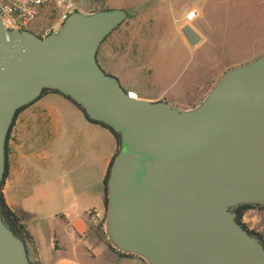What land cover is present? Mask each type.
Segmentation results:
<instances>
[{"label": "water", "instance_id": "95a60500", "mask_svg": "<svg viewBox=\"0 0 264 264\" xmlns=\"http://www.w3.org/2000/svg\"><path fill=\"white\" fill-rule=\"evenodd\" d=\"M132 16L75 10L42 36L0 20V189L16 111L44 89L58 91L119 135L101 222L114 250L145 264H264L263 239L236 213L264 207V53L225 69L191 106L130 98L96 55ZM181 33L191 46L200 40L188 24ZM37 260L0 207V264Z\"/></svg>", "mask_w": 264, "mask_h": 264}, {"label": "crops", "instance_id": "0c3cea01", "mask_svg": "<svg viewBox=\"0 0 264 264\" xmlns=\"http://www.w3.org/2000/svg\"><path fill=\"white\" fill-rule=\"evenodd\" d=\"M148 3L151 6L155 2ZM194 8L199 13L197 19L201 11ZM50 12L43 9L27 29L37 35L48 33L45 16ZM136 15L133 13L132 19L100 44L98 61L123 88L128 87L126 91L135 92L136 98L164 99L165 91L154 95L157 88L148 77L155 55L150 38L155 34L156 15ZM181 19L177 33L191 46L181 33L186 25L183 15ZM193 22L189 25L200 36L194 45L197 47L205 42L206 35ZM209 81L193 83L181 93L189 99L187 95L196 90L202 97ZM115 151L112 133L88 121L72 102L57 93L43 94L16 115L6 142L1 192L28 233L37 264H145L137 257L111 251L100 235L105 216L103 180ZM242 222L249 223V229L264 241V207L246 209Z\"/></svg>", "mask_w": 264, "mask_h": 264}, {"label": "rangeland", "instance_id": "374dc122", "mask_svg": "<svg viewBox=\"0 0 264 264\" xmlns=\"http://www.w3.org/2000/svg\"><path fill=\"white\" fill-rule=\"evenodd\" d=\"M82 1L73 0L78 10L123 8L139 18L155 13L156 30L150 38L155 55L148 77L157 88L154 95L165 91L164 99L158 100L184 105L179 107L191 106L201 98L196 90L187 95L189 99L181 93L193 83L209 79V89L225 69L264 53V0H154L151 6L148 0H86L84 5ZM185 6L201 11L193 23L203 28L206 40L197 47L187 46L176 30ZM47 9L56 20L58 8L50 5Z\"/></svg>", "mask_w": 264, "mask_h": 264}, {"label": "built area", "instance_id": "2783aa9c", "mask_svg": "<svg viewBox=\"0 0 264 264\" xmlns=\"http://www.w3.org/2000/svg\"><path fill=\"white\" fill-rule=\"evenodd\" d=\"M53 5L58 8L56 25H60L70 13L77 9L73 0H0V20L7 29H27L41 11ZM198 10L191 6L183 8L184 23L193 22L198 16ZM130 98H136L133 91H126Z\"/></svg>", "mask_w": 264, "mask_h": 264}, {"label": "trees", "instance_id": "16d2710c", "mask_svg": "<svg viewBox=\"0 0 264 264\" xmlns=\"http://www.w3.org/2000/svg\"><path fill=\"white\" fill-rule=\"evenodd\" d=\"M50 92L57 93V94L63 96L64 98H66L67 100H69L70 102H72V103H73V104H74V105H75V106H76V107H77V108L83 113V115L85 116V118H86L88 121H90V122H92V123L99 124V125L105 127L106 129H108V130L112 133V135L114 136V138H115V140H116V151H117V148H118V146H119V135H118V133H116L111 127H109V126H107V125H105V124H103V123H100V122L94 121V120H92V119H89V118L87 117V115L84 113L83 109H81V108H80V107H79L74 101H72L69 97H66V96L60 94L58 91H54V90H50V89H44V90L42 91V94H41L40 96H42L43 94H46V93H50ZM36 100H37V99H36ZM33 102H34V101H33ZM33 102H32V103H33ZM32 103H30V104H32ZM30 104L25 105V106L19 108V109L16 111V115H17L21 110H23L24 108H26L27 106H29ZM16 115H15V117H16ZM14 119H15V118H14ZM13 122H14V121H13ZM12 124H13V123H12ZM10 129H11V128H10ZM9 132H10V131H9ZM8 134H9V133H8ZM7 138H8V136H7ZM6 142H7V141H6ZM116 151H115V152H116ZM112 160H113V157H112V159L110 160V163H109V165H108V168H107V171H106V174H105L104 180H103V183H104V207H105V209H106V204H107V200H106V185H105V184H106V181H107V178H108L109 169H110V166H111ZM5 171H6V170H5ZM5 174H6V173H4V177H5ZM3 180H4V179H3ZM2 184H3V181H2ZM0 207H1V210H2L3 218H4V220L9 224L10 228H11L15 233H17V234H20V235L28 236V237H29L28 233H27V232L25 231V229H24V226L20 223L19 218H17V217L14 215V213L11 212V210L9 209V207L6 205V203H5V201H4V198H3V195H2V192H1V189H0ZM255 207H256V208H263V207L258 206V205H241V206H239L238 208H236L237 220H238L240 223H242V225H243L248 231H250L251 233H255V234H257V235L261 238V235H260L259 233L255 232L254 230H250V229L247 227V225H246L245 223L242 222V217H243V214H244L245 210L248 209V208H255ZM100 235L103 237V233H102L101 228H100ZM29 238H30V237H29ZM106 243H107V242H106ZM107 245H108V248H109L111 251H113V252H115V253H117V254H119V255L135 257L134 255H127V254L120 253V252L114 250L109 244H107Z\"/></svg>", "mask_w": 264, "mask_h": 264}, {"label": "flooded vegetation", "instance_id": "af4514ba", "mask_svg": "<svg viewBox=\"0 0 264 264\" xmlns=\"http://www.w3.org/2000/svg\"><path fill=\"white\" fill-rule=\"evenodd\" d=\"M76 10H78V8H77ZM45 17H46V20H47L46 25H45V30H46L47 32H50L51 30H53V29L55 28L56 20L53 19L52 12H50V14L46 15ZM40 36H42V35H40ZM97 52H98V51H97ZM96 59H97L98 65L101 67V65H100V63H99V61H98V57H97V55H96ZM101 68H102V67H101ZM102 70H103V68H102ZM105 73H107V72H105ZM107 74H108V73H107ZM210 88H211V87H210ZM210 88H209V89H210ZM209 89H207V91L204 92V95L208 92ZM204 95H203V96H204ZM203 96H202V97H203ZM202 97H201V98H202ZM201 98H200V99H201ZM200 99H199V100H200ZM199 100H198V101H199ZM198 101H197V102H198Z\"/></svg>", "mask_w": 264, "mask_h": 264}]
</instances>
